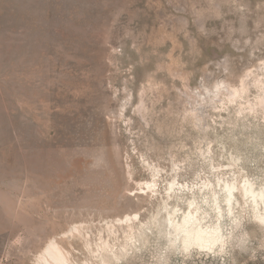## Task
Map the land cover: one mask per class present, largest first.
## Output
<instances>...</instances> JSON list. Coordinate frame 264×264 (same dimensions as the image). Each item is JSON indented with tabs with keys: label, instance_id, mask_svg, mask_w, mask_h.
<instances>
[{
	"label": "rangeland",
	"instance_id": "374dc122",
	"mask_svg": "<svg viewBox=\"0 0 264 264\" xmlns=\"http://www.w3.org/2000/svg\"><path fill=\"white\" fill-rule=\"evenodd\" d=\"M247 181L264 191V0H0V264L52 240L69 264H264L251 199L223 202ZM194 198L215 251L170 224Z\"/></svg>",
	"mask_w": 264,
	"mask_h": 264
},
{
	"label": "bare ground",
	"instance_id": "6f19581e",
	"mask_svg": "<svg viewBox=\"0 0 264 264\" xmlns=\"http://www.w3.org/2000/svg\"><path fill=\"white\" fill-rule=\"evenodd\" d=\"M247 182L248 183H246L242 188L240 186V189L236 184H227L226 189L228 190L229 195H225L224 197L223 202H225V207L228 209L229 214L233 215L236 205L240 207L239 201L236 197L237 194L235 196L234 192L236 191L237 193H241L243 197H248V201L251 199L256 219L264 224V191H256V189H254V185L249 183V181ZM182 187L184 188V186ZM212 201L214 202L218 216L223 219L224 209L221 206L222 203L220 202V198L214 194ZM201 207L200 202L194 198L193 201L188 203L187 213H183L181 217L176 212L170 214V224L172 229L175 232L176 237H180V241L182 242L185 250H188L192 246H197L199 249L213 251L215 248H218L217 246L223 245V234L220 219V224L215 225L214 227L204 226V218L201 217ZM135 219L138 218L135 217ZM124 221L128 224L129 222H132L133 219L131 217H126L119 222ZM74 230L76 231L77 228ZM38 264H69V261L60 245L55 240H52L39 257Z\"/></svg>",
	"mask_w": 264,
	"mask_h": 264
}]
</instances>
